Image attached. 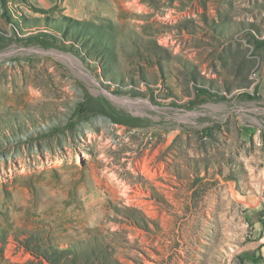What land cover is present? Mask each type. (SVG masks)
I'll list each match as a JSON object with an SVG mask.
<instances>
[{"label":"rangeland","instance_id":"obj_1","mask_svg":"<svg viewBox=\"0 0 264 264\" xmlns=\"http://www.w3.org/2000/svg\"><path fill=\"white\" fill-rule=\"evenodd\" d=\"M263 81L264 0H0V264H264Z\"/></svg>","mask_w":264,"mask_h":264},{"label":"bare ground","instance_id":"obj_2","mask_svg":"<svg viewBox=\"0 0 264 264\" xmlns=\"http://www.w3.org/2000/svg\"><path fill=\"white\" fill-rule=\"evenodd\" d=\"M67 201V200H66ZM69 201H71V200H69ZM68 202V201H67ZM72 203V202H71ZM64 207V206H63ZM75 207V206H74ZM68 208V207H67ZM72 217H74V216H72ZM75 218V217H74ZM77 220V219H76Z\"/></svg>","mask_w":264,"mask_h":264},{"label":"trees","instance_id":"obj_3","mask_svg":"<svg viewBox=\"0 0 264 264\" xmlns=\"http://www.w3.org/2000/svg\"><path fill=\"white\" fill-rule=\"evenodd\" d=\"M247 260H252L251 258L246 257Z\"/></svg>","mask_w":264,"mask_h":264},{"label":"crops","instance_id":"obj_4","mask_svg":"<svg viewBox=\"0 0 264 264\" xmlns=\"http://www.w3.org/2000/svg\"><path fill=\"white\" fill-rule=\"evenodd\" d=\"M263 83H264V81H263Z\"/></svg>","mask_w":264,"mask_h":264}]
</instances>
